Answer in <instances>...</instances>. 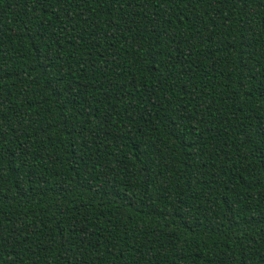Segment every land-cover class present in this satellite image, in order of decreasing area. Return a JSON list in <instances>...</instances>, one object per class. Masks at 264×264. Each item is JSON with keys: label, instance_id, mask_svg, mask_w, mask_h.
<instances>
[{"label": "trees", "instance_id": "16d2710c", "mask_svg": "<svg viewBox=\"0 0 264 264\" xmlns=\"http://www.w3.org/2000/svg\"><path fill=\"white\" fill-rule=\"evenodd\" d=\"M0 264H264V0H0Z\"/></svg>", "mask_w": 264, "mask_h": 264}]
</instances>
